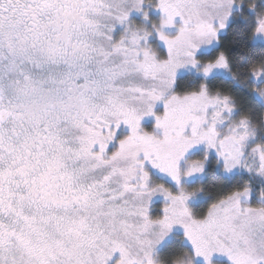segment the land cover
<instances>
[{"label": "snow or ice", "instance_id": "1", "mask_svg": "<svg viewBox=\"0 0 264 264\" xmlns=\"http://www.w3.org/2000/svg\"><path fill=\"white\" fill-rule=\"evenodd\" d=\"M0 264H264V0H0Z\"/></svg>", "mask_w": 264, "mask_h": 264}]
</instances>
